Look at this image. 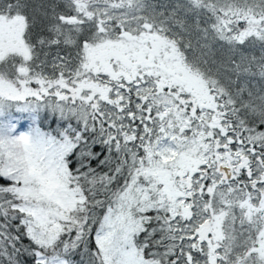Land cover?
Wrapping results in <instances>:
<instances>
[{
  "label": "snow or ice",
  "instance_id": "6c2138e0",
  "mask_svg": "<svg viewBox=\"0 0 264 264\" xmlns=\"http://www.w3.org/2000/svg\"><path fill=\"white\" fill-rule=\"evenodd\" d=\"M0 264H264V0H0Z\"/></svg>",
  "mask_w": 264,
  "mask_h": 264
}]
</instances>
